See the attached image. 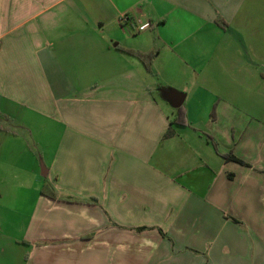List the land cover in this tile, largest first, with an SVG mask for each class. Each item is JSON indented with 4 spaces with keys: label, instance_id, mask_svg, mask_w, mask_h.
I'll return each mask as SVG.
<instances>
[{
    "label": "crops",
    "instance_id": "1",
    "mask_svg": "<svg viewBox=\"0 0 264 264\" xmlns=\"http://www.w3.org/2000/svg\"><path fill=\"white\" fill-rule=\"evenodd\" d=\"M0 264H264V0H0Z\"/></svg>",
    "mask_w": 264,
    "mask_h": 264
},
{
    "label": "trees",
    "instance_id": "2",
    "mask_svg": "<svg viewBox=\"0 0 264 264\" xmlns=\"http://www.w3.org/2000/svg\"><path fill=\"white\" fill-rule=\"evenodd\" d=\"M122 51L135 55L141 62L142 64L145 66V68L147 70H149L150 67V61H151V55H144V54H140V53H133V51L131 50H126V49H122ZM174 123L176 124H180V125H187L184 117H183V112H181L180 109H178L177 113H176V118L174 119ZM172 134V130L168 129L165 134L164 137H168Z\"/></svg>",
    "mask_w": 264,
    "mask_h": 264
},
{
    "label": "built area",
    "instance_id": "3",
    "mask_svg": "<svg viewBox=\"0 0 264 264\" xmlns=\"http://www.w3.org/2000/svg\"><path fill=\"white\" fill-rule=\"evenodd\" d=\"M121 19L124 20L125 17H123V18H121ZM147 27H148V24H144V25L140 26V29H144V28H147Z\"/></svg>",
    "mask_w": 264,
    "mask_h": 264
},
{
    "label": "water",
    "instance_id": "4",
    "mask_svg": "<svg viewBox=\"0 0 264 264\" xmlns=\"http://www.w3.org/2000/svg\"><path fill=\"white\" fill-rule=\"evenodd\" d=\"M180 103V102H179ZM178 105V104H177Z\"/></svg>",
    "mask_w": 264,
    "mask_h": 264
}]
</instances>
